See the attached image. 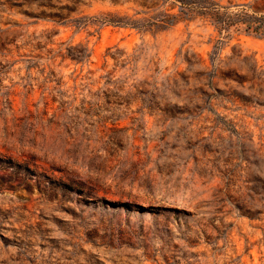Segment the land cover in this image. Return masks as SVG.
Returning a JSON list of instances; mask_svg holds the SVG:
<instances>
[{
	"label": "rangeland",
	"instance_id": "1",
	"mask_svg": "<svg viewBox=\"0 0 264 264\" xmlns=\"http://www.w3.org/2000/svg\"><path fill=\"white\" fill-rule=\"evenodd\" d=\"M172 1L0 0V264H264V37L99 20Z\"/></svg>",
	"mask_w": 264,
	"mask_h": 264
},
{
	"label": "trees",
	"instance_id": "2",
	"mask_svg": "<svg viewBox=\"0 0 264 264\" xmlns=\"http://www.w3.org/2000/svg\"><path fill=\"white\" fill-rule=\"evenodd\" d=\"M167 1V0H163ZM172 3L178 5L177 14L162 13L150 17L135 19L129 16H101L103 23L129 26L136 29L150 30L152 27L164 29L174 25L181 20H191L196 17H213L219 30L228 29L231 25H241L244 31L252 32L264 37V14H248L245 11L234 13L220 12L218 5L212 0H173ZM230 78L231 73L226 71L223 75Z\"/></svg>",
	"mask_w": 264,
	"mask_h": 264
}]
</instances>
